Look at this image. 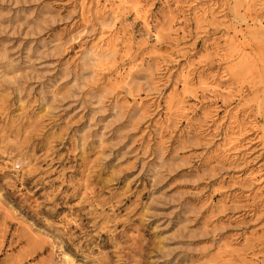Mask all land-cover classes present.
<instances>
[{"label": "rangeland", "instance_id": "obj_1", "mask_svg": "<svg viewBox=\"0 0 264 264\" xmlns=\"http://www.w3.org/2000/svg\"><path fill=\"white\" fill-rule=\"evenodd\" d=\"M126 1L114 22L104 0H0V264H264L263 143L223 147L235 104L263 122L264 67L224 80L214 50L203 57L225 47L233 2L197 0L215 4L201 33L186 0ZM109 31L120 51L98 57ZM200 60L219 91L176 95Z\"/></svg>", "mask_w": 264, "mask_h": 264}, {"label": "bare ground", "instance_id": "obj_2", "mask_svg": "<svg viewBox=\"0 0 264 264\" xmlns=\"http://www.w3.org/2000/svg\"><path fill=\"white\" fill-rule=\"evenodd\" d=\"M192 1V2H191ZM193 4L192 10L194 11L193 17L191 20H186L185 24L193 25L195 24V29L197 32L205 31L209 24V14L212 15L211 10L214 8L213 5H201L200 1L197 0H186L185 3ZM233 6L228 5L224 9L230 13L232 19L226 31L224 37L225 47L219 46L218 42L210 45V49L204 53V56H207L211 53H215L218 56V62L224 65L225 70L221 75V78L227 80V77L234 76L239 80L246 79L245 71L243 68L255 67L259 62L262 67H264V0H231ZM126 0H104V2L96 8L99 7L100 16L105 17L106 15L111 16V20L117 22L121 17H126L127 13L130 11L127 8ZM206 4V3H205ZM223 11V10H222ZM149 10L141 6L132 7V15L134 18L141 22L142 27L146 30L149 36H153L155 43L161 42V36L157 32H153L150 29L149 23ZM172 19L173 16H172ZM188 25V26H189ZM208 25V26H207ZM205 31L204 33H208ZM123 35H120V32L109 31V34L101 32V35L97 38V42L93 44L92 50L97 54L98 57L107 58L113 53L120 51V38L122 39ZM124 43V41H122ZM214 45V46H213ZM156 48V45H154ZM208 46L206 47V49ZM127 51V50H126ZM125 52V56L128 52ZM217 53V54H216ZM201 58L198 57V59ZM204 61L200 60L198 63L190 62L186 67L181 68L179 72V84L181 85L180 92L176 95L183 96L186 93H194L198 87L202 90H207L211 93H216L219 91L221 84L212 76H205L203 72H199V67ZM245 67H241L242 65ZM204 66V65H203ZM239 66V67H238ZM236 68V69H235ZM115 75L118 79H115L117 82H123L127 84L130 79V69L128 71H118L115 70ZM217 77V76H216ZM244 81V80H243ZM256 84L254 89L258 88L260 85L264 86V83L260 81H255ZM196 83L199 86H194ZM177 86V83L174 84ZM193 87H196L193 89ZM243 92L238 91L235 94V97L242 96ZM175 94L172 93V97ZM177 97V96H175ZM137 104H141V101H138ZM258 105L257 114L263 116L264 111V101H259L256 103ZM239 104H235L229 110L226 111V116L229 120L227 125V131H225L224 136H228L226 142L224 141L223 147L225 152L230 156L229 152H234L237 149V142H240L239 139H242L246 134L257 133L258 140L263 143L264 146V120L259 124V118L253 117V120L250 119L249 115L241 117L238 109ZM185 110L183 103L177 107V110ZM173 111V104L169 101L165 103V112L166 114H171ZM182 114V112H181ZM180 114V115H181ZM244 115V114H242ZM249 118V119H248ZM248 121H245L247 120ZM264 181V177L260 180ZM229 247L230 245H225ZM222 247H218V250ZM223 249V248H222ZM65 258V255L62 256V264H74Z\"/></svg>", "mask_w": 264, "mask_h": 264}]
</instances>
